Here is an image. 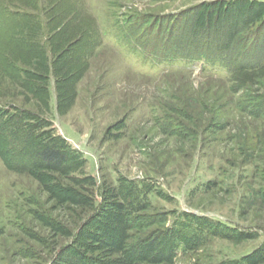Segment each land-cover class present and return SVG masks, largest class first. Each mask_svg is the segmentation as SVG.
Here are the masks:
<instances>
[{
	"label": "rangeland",
	"instance_id": "rangeland-1",
	"mask_svg": "<svg viewBox=\"0 0 264 264\" xmlns=\"http://www.w3.org/2000/svg\"><path fill=\"white\" fill-rule=\"evenodd\" d=\"M263 56L264 0H0V264H264Z\"/></svg>",
	"mask_w": 264,
	"mask_h": 264
},
{
	"label": "trees",
	"instance_id": "trees-1",
	"mask_svg": "<svg viewBox=\"0 0 264 264\" xmlns=\"http://www.w3.org/2000/svg\"><path fill=\"white\" fill-rule=\"evenodd\" d=\"M192 28L193 27H190L188 30L192 31ZM133 37L134 36H132L131 38ZM135 37L138 38L139 36L135 35ZM193 41H191L190 38L188 40L187 37L181 38L180 36L177 39V41H175V44L172 45L169 53H165L163 52V50H158V51L154 50L153 49L154 47L152 48V45L150 43L147 44L146 42H142V41L140 42L139 40H137V42H139L138 44L142 45V47H144L145 50L153 52V54H155L158 57L167 58L172 61H179V59L190 62H194L195 60L212 61L214 60L212 58L222 59L223 56H229V54L228 53L226 54V51L224 50L225 45L223 47H220L216 43H214L213 44L214 46H212L211 48L210 47L207 48V45H205L204 42H202L201 45H198L197 43L195 44V42ZM256 59L251 64V66L255 67V66H259L260 64H264L263 63L264 56L262 57V59L259 60ZM226 65H227L226 67L232 71L234 70V68L237 69V67L242 65V62L237 63L235 61L234 62L230 61ZM42 159L49 166L55 168H61V166L65 162L63 152L54 149L45 150L44 153H42Z\"/></svg>",
	"mask_w": 264,
	"mask_h": 264
}]
</instances>
